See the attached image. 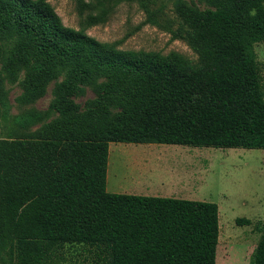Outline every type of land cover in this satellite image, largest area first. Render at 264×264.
<instances>
[{
  "label": "trees",
  "instance_id": "trees-1",
  "mask_svg": "<svg viewBox=\"0 0 264 264\" xmlns=\"http://www.w3.org/2000/svg\"><path fill=\"white\" fill-rule=\"evenodd\" d=\"M174 10L172 33L196 63L101 42L47 0H0V97L4 71L23 70L27 100L64 74L50 104L58 117L0 138V264H59L67 248L91 252L84 264L217 263L216 202L107 189L110 142L264 148L254 50L264 0H174ZM86 85L96 97L82 109L74 97ZM257 228L251 264H264Z\"/></svg>",
  "mask_w": 264,
  "mask_h": 264
},
{
  "label": "rangeland",
  "instance_id": "rangeland-1",
  "mask_svg": "<svg viewBox=\"0 0 264 264\" xmlns=\"http://www.w3.org/2000/svg\"><path fill=\"white\" fill-rule=\"evenodd\" d=\"M47 1L66 26L101 42L126 50L175 53L192 63L198 60L188 42L172 33L179 24L174 0ZM254 50L264 77V40L256 42ZM3 75L0 138L30 134L58 117L50 104L64 74L33 100L23 97V70ZM95 97L94 86L86 85L74 99L85 109ZM107 189L216 202L220 217L216 264H251L262 232L257 225L264 222V148L110 142ZM238 217L249 218L251 223L238 224ZM92 258L82 248H67L58 261L84 264Z\"/></svg>",
  "mask_w": 264,
  "mask_h": 264
},
{
  "label": "crops",
  "instance_id": "crops-1",
  "mask_svg": "<svg viewBox=\"0 0 264 264\" xmlns=\"http://www.w3.org/2000/svg\"><path fill=\"white\" fill-rule=\"evenodd\" d=\"M120 149H121V150L125 149V146H121ZM108 162H109V160H108ZM107 171H108V169H107ZM126 193H128V192H126ZM129 193L139 194V192H135V191H134V192H129ZM143 195H144V194H143ZM159 196H168V195H167V194H164V195L159 194ZM173 197H174V196H173ZM179 198H181V197H179Z\"/></svg>",
  "mask_w": 264,
  "mask_h": 264
}]
</instances>
